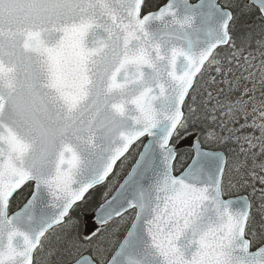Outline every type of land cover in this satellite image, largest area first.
Masks as SVG:
<instances>
[{
  "label": "snow or ice",
  "instance_id": "6c2138e0",
  "mask_svg": "<svg viewBox=\"0 0 264 264\" xmlns=\"http://www.w3.org/2000/svg\"><path fill=\"white\" fill-rule=\"evenodd\" d=\"M0 264H264V0H0Z\"/></svg>",
  "mask_w": 264,
  "mask_h": 264
},
{
  "label": "rangeland",
  "instance_id": "374dc122",
  "mask_svg": "<svg viewBox=\"0 0 264 264\" xmlns=\"http://www.w3.org/2000/svg\"><path fill=\"white\" fill-rule=\"evenodd\" d=\"M103 193H104V189L102 190V193H101V200L99 198V195L95 194L94 196H92L90 198L89 203L81 205L80 208L77 209V212H78V214L80 216V219H81L82 223L86 224V226L88 228H92L93 227L94 218L91 217V218L87 219V222H85V217L84 216H85V214H88L91 210H93L97 203L102 201ZM85 254H87V253H85Z\"/></svg>",
  "mask_w": 264,
  "mask_h": 264
},
{
  "label": "trees",
  "instance_id": "16d2710c",
  "mask_svg": "<svg viewBox=\"0 0 264 264\" xmlns=\"http://www.w3.org/2000/svg\"><path fill=\"white\" fill-rule=\"evenodd\" d=\"M188 146V143H182L181 144V148H185V147H187ZM102 188L101 189H97L95 192H93V194H92V196H94L95 194H97V195H99V198H100V200H101V193H102ZM90 216H89V215ZM88 214H85V222H87V219H89V218H93V213L90 211ZM95 223V222H94Z\"/></svg>",
  "mask_w": 264,
  "mask_h": 264
},
{
  "label": "bare ground",
  "instance_id": "6f19581e",
  "mask_svg": "<svg viewBox=\"0 0 264 264\" xmlns=\"http://www.w3.org/2000/svg\"><path fill=\"white\" fill-rule=\"evenodd\" d=\"M91 212L93 213V210H91Z\"/></svg>",
  "mask_w": 264,
  "mask_h": 264
},
{
  "label": "water",
  "instance_id": "95a60500",
  "mask_svg": "<svg viewBox=\"0 0 264 264\" xmlns=\"http://www.w3.org/2000/svg\"><path fill=\"white\" fill-rule=\"evenodd\" d=\"M95 218V217H94Z\"/></svg>",
  "mask_w": 264,
  "mask_h": 264
}]
</instances>
